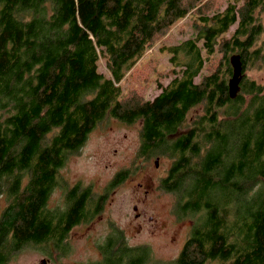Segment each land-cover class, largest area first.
Instances as JSON below:
<instances>
[{
  "label": "trees",
  "instance_id": "16d2710c",
  "mask_svg": "<svg viewBox=\"0 0 264 264\" xmlns=\"http://www.w3.org/2000/svg\"><path fill=\"white\" fill-rule=\"evenodd\" d=\"M224 3L210 12L211 0H0V264L27 247L66 253L74 226L98 216L128 178V168L118 171L97 196L91 186H66L64 208L49 206L69 157L109 118L140 124L139 158L171 159L161 187L177 195L180 216L197 218L164 264H264V86L246 74L264 64V0ZM192 12L193 35L168 47L173 79L153 99L123 97L127 73ZM234 53L243 79L232 98ZM100 250L89 264L153 258L119 228Z\"/></svg>",
  "mask_w": 264,
  "mask_h": 264
},
{
  "label": "rangeland",
  "instance_id": "374dc122",
  "mask_svg": "<svg viewBox=\"0 0 264 264\" xmlns=\"http://www.w3.org/2000/svg\"><path fill=\"white\" fill-rule=\"evenodd\" d=\"M225 0H211L210 12L223 8ZM195 13L175 22L160 34L120 83L123 97L153 99L162 86L174 77L169 61L168 47L193 35ZM264 27V13L261 14ZM264 40V31L260 41ZM220 55L208 59L202 75L210 72ZM99 71L110 76L106 61L101 58ZM246 74L264 86V64L249 68ZM232 76H230L231 78ZM201 77H198L199 80ZM229 78V79H230ZM203 113L202 106L189 114L193 119ZM140 124L128 125L117 119H106L94 129L79 152L72 154L60 172L63 185L51 196L49 206L63 209L66 186L80 183L91 186L97 195L107 193L115 174L128 168V178L108 193L102 212L88 223L74 226L66 239V253L49 249L27 247L16 254L9 264H89L102 258L100 246L115 228L124 232L131 246L148 245L152 261L148 264H164L175 259L190 235L196 217L180 216L177 212L178 197L161 187L171 159L156 156L146 160L139 158ZM7 206L5 196L0 197V215ZM136 206V208H135Z\"/></svg>",
  "mask_w": 264,
  "mask_h": 264
},
{
  "label": "water",
  "instance_id": "95a60500",
  "mask_svg": "<svg viewBox=\"0 0 264 264\" xmlns=\"http://www.w3.org/2000/svg\"><path fill=\"white\" fill-rule=\"evenodd\" d=\"M231 64L233 67V74L229 79V93L232 98H235L241 90V81L243 79V62L239 53L231 55ZM159 161V157L156 158L155 162L157 165L159 164ZM41 264H48V260L42 259Z\"/></svg>",
  "mask_w": 264,
  "mask_h": 264
}]
</instances>
